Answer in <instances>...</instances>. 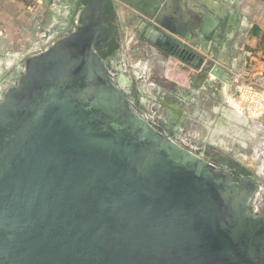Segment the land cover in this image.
I'll return each instance as SVG.
<instances>
[{
    "label": "water",
    "instance_id": "water-1",
    "mask_svg": "<svg viewBox=\"0 0 264 264\" xmlns=\"http://www.w3.org/2000/svg\"><path fill=\"white\" fill-rule=\"evenodd\" d=\"M107 1L20 57L0 93V264H264L259 172L240 183L147 116L129 76L106 66ZM175 1L141 12L142 37L199 67L228 8L198 0L193 21Z\"/></svg>",
    "mask_w": 264,
    "mask_h": 264
},
{
    "label": "rangeland",
    "instance_id": "rangeland-1",
    "mask_svg": "<svg viewBox=\"0 0 264 264\" xmlns=\"http://www.w3.org/2000/svg\"><path fill=\"white\" fill-rule=\"evenodd\" d=\"M116 1L115 23L120 36L121 69L141 91L145 100L141 107L147 116L154 121L164 117L165 105L161 102L164 97H168L169 102L182 105L187 113L186 125L175 132V140L194 152L210 156V162L214 164L216 161L212 159V154L222 160L234 161V166L243 167L251 173L256 169L260 171L257 176L259 189L253 205L256 213L262 212L264 84L258 77L264 76V32L253 26L243 36V45H237L241 41V34L227 18L224 27L215 35L214 42H211V36L206 38V49L209 50L202 64L192 67L151 47L142 37L145 28L142 13L151 15L154 3L159 5L163 0ZM197 1L193 0L194 3ZM78 4L79 0H41L34 3L11 0L0 3V24L6 28L1 45L4 48L0 54V83L7 86L14 81L11 76L20 57L43 50L74 28ZM189 9V6L183 8L184 11ZM198 18L197 13L195 21ZM210 62L221 67V71L216 69V72H212L209 69L206 77L198 79L195 84V79ZM6 76L10 77L3 79ZM224 78L228 82L225 91L234 98V107L219 91ZM235 107L242 108L239 115L233 112L236 111ZM230 128H238L236 137L229 135ZM250 130L254 131V135L249 136ZM241 131L243 135L239 138ZM257 144L259 152L254 163L244 162L243 159L251 158V151Z\"/></svg>",
    "mask_w": 264,
    "mask_h": 264
},
{
    "label": "flooded vegetation",
    "instance_id": "flooded-vegetation-1",
    "mask_svg": "<svg viewBox=\"0 0 264 264\" xmlns=\"http://www.w3.org/2000/svg\"><path fill=\"white\" fill-rule=\"evenodd\" d=\"M90 2H91V0H79V4L77 6V11L82 9L84 6L88 5ZM115 9H116L115 5H113L112 2L108 0L105 4V9L103 12V18L108 20V24H110V25L115 24L116 29L113 30L112 39L109 42H107L102 47V49L105 52L104 58H105V63H106L107 68L110 69V71L113 73V75L118 77L119 71H120L121 66H122V62L120 59L121 53H120V48H119L120 47V43H119L120 36L118 34V25L115 23V17H116ZM79 23H80V19H78V17H76V24L74 27L78 26ZM106 30L107 29H105L104 33L107 32ZM14 75H15V72L11 76L12 81L16 80V75L15 76ZM4 82H7V80H4ZM5 85H6V83L5 84L0 83V93L6 88ZM137 88L138 87H136L135 85H132L130 87V89H128V91L130 93H133L136 97H139V93L137 91L139 88L138 89ZM184 98H180V99H184ZM187 98H189V97H187ZM161 102L164 103V105H165L164 117L161 118L160 120H155L154 122L166 134H168L170 136H174V134L176 132L175 128H176V126L180 120H181L180 126L184 127L186 125L185 119H186L187 113H185L184 118L181 119L182 115H183V111H185L184 108L182 107V105H178L177 103H174L173 101L169 102L168 97L161 98ZM173 112H174V114H172ZM211 157H212V159H214V161H216V163H217V164L215 163L216 165L234 173V175L236 176V178L238 179V181L240 183H243L244 179H247V178H257L255 172L251 173L243 167L234 166V164H233L234 161H231L229 159L222 160L213 154L211 155ZM241 175L244 176V179L241 178ZM260 213H264V210Z\"/></svg>",
    "mask_w": 264,
    "mask_h": 264
},
{
    "label": "crops",
    "instance_id": "crops-1",
    "mask_svg": "<svg viewBox=\"0 0 264 264\" xmlns=\"http://www.w3.org/2000/svg\"><path fill=\"white\" fill-rule=\"evenodd\" d=\"M10 1H7V3ZM178 1L176 0L175 4L178 3ZM192 2L193 0H182L181 6L183 8H185V6H190L188 4H192V6H202V3H199L198 1L195 4ZM214 2L228 8L226 17L230 19L232 27L241 34V41L238 42L237 45H243V36L248 34L253 26L261 32H264V0H214ZM189 8L190 9L188 11L185 10L183 13L187 14L190 16L191 20L195 21L196 14L198 12L196 8L194 9V7ZM1 45L2 42L0 44V54L4 48V46ZM224 52H226L225 49ZM258 78L261 79V82L264 84V76H259ZM257 81L259 82V80Z\"/></svg>",
    "mask_w": 264,
    "mask_h": 264
},
{
    "label": "bare ground",
    "instance_id": "bare-ground-1",
    "mask_svg": "<svg viewBox=\"0 0 264 264\" xmlns=\"http://www.w3.org/2000/svg\"><path fill=\"white\" fill-rule=\"evenodd\" d=\"M207 42L205 41V47H207ZM18 59V58H17ZM216 65H212V67H211V71L212 72H216ZM10 77V76H9ZM225 77V76H224ZM222 78V77H221ZM225 79H227V78H224V80H223V82H222V84H221V86L219 87V91L221 92V94L223 95V96H225V98H226V101H227V103L230 105V106H232V107H234L233 105H234V101H233V99H232V96L227 92V91H225V89H226V86L228 85L227 83V81L225 80ZM233 94V93H232ZM239 107V106H238ZM236 108V107H235ZM231 109V108H230ZM235 110V109H234ZM241 110H242V108L241 109H238V108H236V111H233L234 113H237L238 115L240 114V112H241ZM243 112V111H242ZM245 114V113H244ZM235 115V114H234ZM230 116V115H229ZM236 116V115H235ZM244 116V115H243ZM237 117V116H236ZM242 118V117H241ZM241 118H238V119H241ZM237 119V120H238ZM246 120V119H245ZM216 130V129H215ZM241 130V129H240ZM242 132L243 131H241V134H240V136H239V138L240 137H242ZM237 133H239V130H238V128H230V131H229V135H231L233 138L234 137H236V135H237ZM249 136H252V135H254V131H249ZM260 145H261V143H260ZM259 145L257 144V145H255L254 147H253V150L251 151L252 152V154H251V158H245V159H243V161L244 162H246V163H250V162H252V163H254V160L256 159V155H257V153L259 152V147H258ZM248 157V156H247ZM260 165H262V164H260ZM262 167V166H261ZM259 170H261V168L259 167L258 168ZM259 173H260V171H258Z\"/></svg>",
    "mask_w": 264,
    "mask_h": 264
},
{
    "label": "built area",
    "instance_id": "built-area-1",
    "mask_svg": "<svg viewBox=\"0 0 264 264\" xmlns=\"http://www.w3.org/2000/svg\"><path fill=\"white\" fill-rule=\"evenodd\" d=\"M7 1H10V0H0V3H5ZM19 1H21L23 3H34V2H37L39 0H19ZM5 30H6V28L2 24H0V43L4 40V38L6 36Z\"/></svg>",
    "mask_w": 264,
    "mask_h": 264
}]
</instances>
